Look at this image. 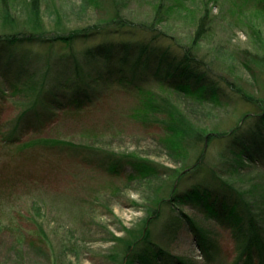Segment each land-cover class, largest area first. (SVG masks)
Returning a JSON list of instances; mask_svg holds the SVG:
<instances>
[{"label":"rangeland","instance_id":"rangeland-1","mask_svg":"<svg viewBox=\"0 0 264 264\" xmlns=\"http://www.w3.org/2000/svg\"><path fill=\"white\" fill-rule=\"evenodd\" d=\"M31 4L30 0H0V37L53 38L83 30L90 37L64 47L24 43L17 51L26 60L42 55L51 61L67 51L81 58L86 47L139 35L150 42L153 37L144 30L156 28L163 48L189 51L222 92L217 101L199 102L152 83L158 99L169 100L164 103L172 105L173 115L164 125L157 115L148 126L128 116L138 101L114 85L103 90L105 103L91 106L87 118L61 117L62 111L56 109L53 115L60 117L35 129H42L40 133L21 127L15 131L27 133V142L46 137L85 147L89 159L71 156L69 149L65 151L69 157L61 156L63 151L60 158H52L57 149L20 150V145L3 144L5 135L15 129L16 117L35 98H29L24 86L28 77H18V70L11 73V83L0 74V264H164L159 261L162 257H156L160 251H169L170 261L180 258L188 264L237 263L243 243L196 210L188 193L212 182L217 172L221 185L237 191L264 221V170L243 153L231 152L224 140L211 138L227 135L263 112L264 0H39L38 6ZM6 6L11 19L4 22ZM113 17L130 23L136 37L117 34L120 26L110 24ZM100 29L102 34L96 36ZM30 68L35 83L44 77V61ZM67 74L60 72L58 82ZM48 82L51 91L55 81L50 77ZM175 120L179 136L187 135L182 140L165 127ZM206 136L210 141L202 145L200 138ZM98 159L110 167L116 164L119 175L101 168ZM196 163H200L197 168ZM229 163L234 166L229 168ZM182 194L186 205L176 202ZM171 196L175 198L167 201ZM189 218L207 232L215 257L201 254ZM143 232L146 238L140 239Z\"/></svg>","mask_w":264,"mask_h":264},{"label":"trees","instance_id":"trees-1","mask_svg":"<svg viewBox=\"0 0 264 264\" xmlns=\"http://www.w3.org/2000/svg\"><path fill=\"white\" fill-rule=\"evenodd\" d=\"M30 1H32L31 7L38 6L39 0ZM10 14L9 7L6 6L4 22L11 19ZM111 20L110 24L120 26L117 29V34H122L125 37H136V31H131L134 27L131 28L130 23H125L119 17H113ZM156 30V28H151L150 31L144 30V32L150 33L153 37V40H150V42L146 41V37L139 35L137 37L139 40L137 38H126L119 41L104 42L93 47H86L81 53V58L77 57V55L72 57V53L70 54L67 51L62 56L57 55L51 61L48 57L42 55L36 56L32 60H26L22 57L23 55L18 53L17 48L26 46L24 43L29 45L40 44L41 47L45 48H52L57 44L63 45V47L73 46L78 42L87 41L90 37L87 33L88 31H74L56 35L53 38L24 34L0 37L1 77L4 78V81L11 83V73L18 70V77H28L27 84L24 86L31 93L29 98H35L34 103L29 108H25L16 117V126L13 133L6 134L3 140L1 138L3 132L1 129L0 108V140H2L5 146L6 144L20 145V150L36 147L46 149V151L57 149L54 152L59 153L55 154L52 158H58L61 152L69 149L67 152L71 156H78L83 160H87L89 158L85 157L86 153L84 151L87 150L85 147H79L66 140H56L46 137L27 142L25 140L27 133L16 134L15 131L21 127L23 131L29 132L32 129L40 133L42 129H35L49 125L52 117H60L57 114L53 115L56 109L62 111L63 115L61 117L73 118L76 115L74 118H87L89 117L87 114L91 106L105 103V101L103 102V90L114 85H119V89L122 92L128 96H134L135 101H138L128 116L148 126L151 125V122L155 121L157 115H161V118L164 119L163 123L160 121L163 125L165 124L164 121L169 120L173 115L172 105L164 103L169 100L158 99L159 95H156L151 90L152 88H150L152 83L155 86H159L161 90H171L199 102L217 101L218 96L221 98V95H219L222 92L221 87H218L215 83H211L212 81L208 76L209 73L203 70L201 62L190 55L189 51L175 53L169 46L163 48L159 43L162 38L159 37L160 34ZM95 33H97L96 36H99V34H102V30L100 29ZM15 46L16 48H14ZM26 61L32 62L29 64ZM36 61L38 63L44 61L45 63L44 77L37 80V83H35V76L29 77L31 72L30 66ZM54 70L58 72L57 76ZM65 70L68 74L65 75L66 77L63 81L58 82L60 72ZM150 72L152 73L151 75H149ZM50 77L55 81V84H53L55 86L51 91H48L47 85L49 84L48 80ZM41 105L44 108L42 112L40 111ZM262 105L263 112L252 115L251 123L248 122V119H245L240 126L236 127L229 134L220 136L214 134L211 135V138L224 140L229 145L228 148L231 152L236 153L235 150H237V153H243L247 161L264 170V103ZM18 120L22 122L20 125H18ZM176 124L175 120V122L173 121L165 127L169 132H172L182 140L187 135L183 134L179 136L177 129L174 127ZM32 133L34 132L32 131ZM200 139L202 145L210 141V137L208 138V136ZM186 141L187 139L184 142ZM69 154L65 152L61 156L69 157ZM98 160L100 161L98 164L101 168L113 175H119L120 171L116 164L110 167L108 163H105V160ZM199 164L196 163L194 167L197 168ZM230 166L234 165L229 163V168ZM189 171L181 174L180 178L176 181L178 182L177 184L181 185L184 176ZM176 182H174L173 188L178 190ZM221 183H223L222 176L215 172L212 182L191 188L188 193L189 198L199 208H196V210H200L207 218L216 220L224 227V230L229 229V231H232L233 237L240 244L243 243L242 248L238 249L240 254L235 264H240L241 261H243V264H264V221L257 217L251 204L246 199L244 200L237 191L227 185H221ZM172 198L175 197L171 196L167 201L172 200ZM176 202L186 205V195H179ZM189 222L193 228L192 234L195 237V242L201 254L209 258L215 257L211 252L213 247H210L207 241V232L203 228L198 227L193 219L189 218ZM175 223L172 224L169 232H173ZM141 236L140 239L146 238V233L143 232ZM170 254L169 251H160L157 252L156 257H162L159 261L164 264H168L169 262L173 264H188L180 258H176V261L174 259L170 261ZM129 257H125V259L128 260ZM124 264H128V261H124Z\"/></svg>","mask_w":264,"mask_h":264}]
</instances>
